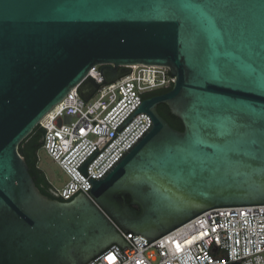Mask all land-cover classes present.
I'll return each mask as SVG.
<instances>
[{"label":"water","instance_id":"water-1","mask_svg":"<svg viewBox=\"0 0 264 264\" xmlns=\"http://www.w3.org/2000/svg\"><path fill=\"white\" fill-rule=\"evenodd\" d=\"M136 64L175 77L118 130L138 112L151 125L88 179L94 201L42 194L19 144L91 67L110 83ZM263 204L264 0H0V264H85L131 248L114 223L149 244L208 209Z\"/></svg>","mask_w":264,"mask_h":264},{"label":"built area","instance_id":"built-area-1","mask_svg":"<svg viewBox=\"0 0 264 264\" xmlns=\"http://www.w3.org/2000/svg\"><path fill=\"white\" fill-rule=\"evenodd\" d=\"M129 67L127 75L110 83L102 82L100 65L91 67L39 121L42 148L66 176L60 187L50 183L55 196L70 200L82 192L94 201L88 179H100L147 130L151 117L138 112L118 127L145 93L175 82L165 66ZM89 76L99 85L84 100L78 87ZM95 150L85 176L78 167ZM114 225L131 248L111 244L85 264H264V204L208 209L149 244Z\"/></svg>","mask_w":264,"mask_h":264},{"label":"trees","instance_id":"trees-1","mask_svg":"<svg viewBox=\"0 0 264 264\" xmlns=\"http://www.w3.org/2000/svg\"><path fill=\"white\" fill-rule=\"evenodd\" d=\"M171 87L166 88V90H170ZM162 116L173 128L178 130L183 129L181 120L170 112L169 107L167 108L166 112L162 114ZM42 136L43 129L38 125L19 144L18 152L25 159L26 164L28 165V171L40 192L48 196L49 198L64 200L60 197L55 196L51 191L52 186L47 180L45 173L38 165V151L42 148ZM127 200L129 201V197L127 198Z\"/></svg>","mask_w":264,"mask_h":264},{"label":"rangeland","instance_id":"rangeland-1","mask_svg":"<svg viewBox=\"0 0 264 264\" xmlns=\"http://www.w3.org/2000/svg\"><path fill=\"white\" fill-rule=\"evenodd\" d=\"M38 165L46 175L47 180L54 186L60 187L66 180L65 174L60 170L57 164L41 148L38 151Z\"/></svg>","mask_w":264,"mask_h":264},{"label":"flooded vegetation","instance_id":"flooded-vegetation-1","mask_svg":"<svg viewBox=\"0 0 264 264\" xmlns=\"http://www.w3.org/2000/svg\"><path fill=\"white\" fill-rule=\"evenodd\" d=\"M168 90L162 89V88H156L153 90L148 91L142 96V102L148 101V100H153L158 96L163 95L166 93ZM168 106L165 103L161 102H152L150 103V109L153 113L157 112L162 116L167 110ZM163 117V116H162Z\"/></svg>","mask_w":264,"mask_h":264}]
</instances>
